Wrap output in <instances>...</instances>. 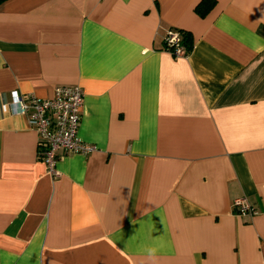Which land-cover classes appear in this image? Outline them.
<instances>
[{
    "label": "crops",
    "instance_id": "1",
    "mask_svg": "<svg viewBox=\"0 0 264 264\" xmlns=\"http://www.w3.org/2000/svg\"><path fill=\"white\" fill-rule=\"evenodd\" d=\"M200 1L0 4V264H264V0ZM58 86L96 150L54 177L9 104Z\"/></svg>",
    "mask_w": 264,
    "mask_h": 264
},
{
    "label": "built area",
    "instance_id": "2",
    "mask_svg": "<svg viewBox=\"0 0 264 264\" xmlns=\"http://www.w3.org/2000/svg\"><path fill=\"white\" fill-rule=\"evenodd\" d=\"M182 38L180 31L169 30L164 37L165 49L175 56H185L187 51ZM9 106L26 116L29 127L37 134L39 156L54 177L58 176V152L85 155L96 150L94 145L83 142L78 136L83 107V93L79 87L58 86L53 95L45 99L26 98L13 91ZM233 207L240 215L254 212L246 198L235 199Z\"/></svg>",
    "mask_w": 264,
    "mask_h": 264
},
{
    "label": "trees",
    "instance_id": "3",
    "mask_svg": "<svg viewBox=\"0 0 264 264\" xmlns=\"http://www.w3.org/2000/svg\"><path fill=\"white\" fill-rule=\"evenodd\" d=\"M6 0H0V4H2L3 2H5ZM214 4V0H201L196 6H195V12L200 15V16H204L207 8L210 7L211 5ZM189 41V37L188 35H183L182 38V43L185 46V49L187 51V53L191 50V44L188 42Z\"/></svg>",
    "mask_w": 264,
    "mask_h": 264
},
{
    "label": "clouds",
    "instance_id": "4",
    "mask_svg": "<svg viewBox=\"0 0 264 264\" xmlns=\"http://www.w3.org/2000/svg\"><path fill=\"white\" fill-rule=\"evenodd\" d=\"M155 251L156 250L154 248L148 249L150 259L154 257Z\"/></svg>",
    "mask_w": 264,
    "mask_h": 264
}]
</instances>
